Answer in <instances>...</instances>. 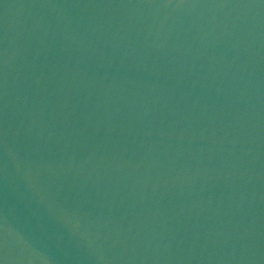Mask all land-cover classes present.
Masks as SVG:
<instances>
[{"label": "water", "instance_id": "95a60500", "mask_svg": "<svg viewBox=\"0 0 264 264\" xmlns=\"http://www.w3.org/2000/svg\"><path fill=\"white\" fill-rule=\"evenodd\" d=\"M0 264H264V0H0Z\"/></svg>", "mask_w": 264, "mask_h": 264}]
</instances>
